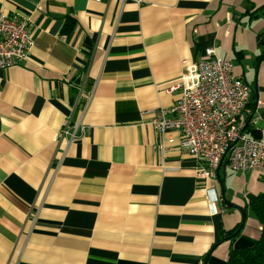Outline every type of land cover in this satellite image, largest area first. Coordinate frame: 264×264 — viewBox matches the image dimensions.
<instances>
[{
    "label": "crops",
    "instance_id": "obj_1",
    "mask_svg": "<svg viewBox=\"0 0 264 264\" xmlns=\"http://www.w3.org/2000/svg\"><path fill=\"white\" fill-rule=\"evenodd\" d=\"M0 4L28 13L35 39L0 69V264H227L256 242L248 194L264 179L224 162L204 176L179 131L160 146L152 119L172 115L166 86L212 46L251 86L245 133H262L264 0ZM78 118L85 131L63 154L57 132Z\"/></svg>",
    "mask_w": 264,
    "mask_h": 264
},
{
    "label": "built area",
    "instance_id": "obj_2",
    "mask_svg": "<svg viewBox=\"0 0 264 264\" xmlns=\"http://www.w3.org/2000/svg\"><path fill=\"white\" fill-rule=\"evenodd\" d=\"M128 0H122V4ZM138 4L143 0H132ZM30 15L21 10L9 12L0 4V69L8 68L29 57L35 39L29 28ZM185 69L166 90L178 97L169 109L159 107L153 116L164 148V135L170 130L180 132V144L198 160L207 164L204 176H215L223 161L235 170L256 172L264 179V123L260 135L243 130L240 115L251 97V86L234 73L230 57L217 55L208 46L205 55L185 60ZM85 131L82 118L73 125L65 120L57 132L65 154ZM210 201H214L211 200Z\"/></svg>",
    "mask_w": 264,
    "mask_h": 264
},
{
    "label": "trees",
    "instance_id": "obj_3",
    "mask_svg": "<svg viewBox=\"0 0 264 264\" xmlns=\"http://www.w3.org/2000/svg\"><path fill=\"white\" fill-rule=\"evenodd\" d=\"M75 22L76 19L73 16L72 22L67 23L64 30L69 31L72 27L74 28ZM249 115L248 119L250 117ZM248 122L245 123L243 130L247 127ZM248 200L255 216L261 223L262 228L260 236L252 245L242 248H234L229 254L227 264H264V191L260 193L250 192L248 194ZM240 224L241 222L232 229L227 230L221 238H218L213 242L210 249H213L222 240L234 239L241 231V229H239Z\"/></svg>",
    "mask_w": 264,
    "mask_h": 264
},
{
    "label": "water",
    "instance_id": "obj_4",
    "mask_svg": "<svg viewBox=\"0 0 264 264\" xmlns=\"http://www.w3.org/2000/svg\"><path fill=\"white\" fill-rule=\"evenodd\" d=\"M223 162L226 163V161H223ZM217 179L219 180L220 184L222 185V188H224L223 180L221 179V177L219 176V174L217 175ZM244 222H245V215H243V218H242V221H241V224H240L239 229L242 228V226L244 225Z\"/></svg>",
    "mask_w": 264,
    "mask_h": 264
}]
</instances>
